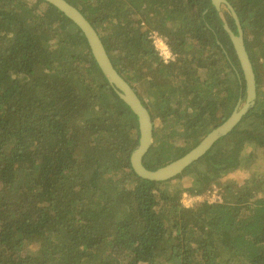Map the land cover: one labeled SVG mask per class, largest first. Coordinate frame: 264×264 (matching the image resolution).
I'll return each mask as SVG.
<instances>
[{
  "label": "trees",
  "instance_id": "16d2710c",
  "mask_svg": "<svg viewBox=\"0 0 264 264\" xmlns=\"http://www.w3.org/2000/svg\"><path fill=\"white\" fill-rule=\"evenodd\" d=\"M99 33L149 109L144 165L184 156L246 98L244 73L212 0H67ZM257 83L253 108L165 181L140 177L137 114L80 27L45 0H0V264H264V0H229ZM177 55L167 63L150 32ZM263 174V173H261ZM222 189L185 207L182 196Z\"/></svg>",
  "mask_w": 264,
  "mask_h": 264
},
{
  "label": "water",
  "instance_id": "95a60500",
  "mask_svg": "<svg viewBox=\"0 0 264 264\" xmlns=\"http://www.w3.org/2000/svg\"><path fill=\"white\" fill-rule=\"evenodd\" d=\"M45 1L56 6L80 27L89 42L92 53L102 69V72L105 74L108 81L116 88L119 97L123 99L137 114L141 136L139 145L131 155V163L136 173L142 178L152 181H165L177 176L187 166L201 158L219 139L228 135V133H230L241 121L243 116L246 115L255 105L257 99L256 74L249 52L246 48L239 15L229 0H212L213 5L220 12L224 9H229L238 26V32L235 33L229 25L225 23V28L231 36L232 43L244 73L246 98L243 102L242 95L229 118L207 134V136L188 153L165 166L156 170H151L143 163L144 156L150 150L154 141V123L149 109L144 105L134 88L116 70L99 33L88 18L67 0Z\"/></svg>",
  "mask_w": 264,
  "mask_h": 264
},
{
  "label": "rangeland",
  "instance_id": "374dc122",
  "mask_svg": "<svg viewBox=\"0 0 264 264\" xmlns=\"http://www.w3.org/2000/svg\"><path fill=\"white\" fill-rule=\"evenodd\" d=\"M223 11H222V13H223ZM165 47L168 48L170 46L167 43V41L163 37H161L160 43L157 47V50L159 48L160 52L162 53V51L166 49ZM158 52H159V50H158ZM160 52H159V54H160ZM167 63H169V62H167ZM260 153H261V151L257 149V150H255L252 157L245 158L243 165L240 168V172H239V176L244 183L251 182L252 181L251 179L257 178L259 175H264V156L260 155ZM261 173H263V174H261ZM218 191L221 193L222 189H218ZM217 195H219V194H217ZM199 196H201V201L208 199L210 202H212V201H215L218 199L217 196H214L213 192H209V193L207 192L206 195L202 194ZM181 202H182V199H181ZM197 202H199V201H197ZM197 202H194L192 204H195Z\"/></svg>",
  "mask_w": 264,
  "mask_h": 264
},
{
  "label": "built area",
  "instance_id": "2783aa9c",
  "mask_svg": "<svg viewBox=\"0 0 264 264\" xmlns=\"http://www.w3.org/2000/svg\"><path fill=\"white\" fill-rule=\"evenodd\" d=\"M150 36L151 38L153 39V42L154 44L158 47L159 43H160V40H161V36L158 32V30H153L150 32ZM166 51L163 50L162 53L160 52V49L158 48L160 54L162 55V57L164 58V60L166 62H172V61H175L176 58H177V55H175L172 51H171V48L170 47H165ZM165 51V52H164ZM214 193V196H217L218 199H220V192L218 191V189L215 190ZM219 194V195H217ZM197 201H201V196L199 195H188L187 193H185L182 197V204L185 206V207H192L194 204V202H197Z\"/></svg>",
  "mask_w": 264,
  "mask_h": 264
}]
</instances>
